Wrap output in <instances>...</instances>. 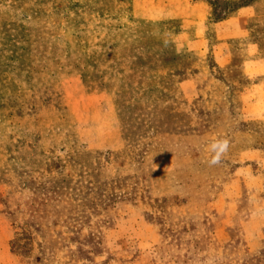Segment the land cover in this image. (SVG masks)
Segmentation results:
<instances>
[{
    "label": "rangeland",
    "instance_id": "374dc122",
    "mask_svg": "<svg viewBox=\"0 0 264 264\" xmlns=\"http://www.w3.org/2000/svg\"><path fill=\"white\" fill-rule=\"evenodd\" d=\"M208 1L251 4L260 73L139 0H0V264H264V0Z\"/></svg>",
    "mask_w": 264,
    "mask_h": 264
},
{
    "label": "crops",
    "instance_id": "0c3cea01",
    "mask_svg": "<svg viewBox=\"0 0 264 264\" xmlns=\"http://www.w3.org/2000/svg\"><path fill=\"white\" fill-rule=\"evenodd\" d=\"M145 8L133 7L137 17L145 19H176L180 22L179 33L184 28L189 32L178 39L184 53H209L215 64L224 71L227 78L231 77L235 69V53L242 51L243 72L247 76L260 73V64L252 55L256 52L255 45L250 42H240L239 47L235 41L245 40L249 33L248 22L252 15L251 4L241 5L235 12L218 19L210 18V3L208 0H139ZM248 55V56H247ZM209 71L204 66L193 69L189 77L181 81L184 92L197 93L201 90L203 82L208 79ZM233 81V80H231ZM248 89V88H247ZM194 94V95H195Z\"/></svg>",
    "mask_w": 264,
    "mask_h": 264
},
{
    "label": "clouds",
    "instance_id": "9594fccd",
    "mask_svg": "<svg viewBox=\"0 0 264 264\" xmlns=\"http://www.w3.org/2000/svg\"><path fill=\"white\" fill-rule=\"evenodd\" d=\"M228 140L227 139H217L211 145V152L213 153L211 160L209 161L211 164H216L220 161L221 157L226 153L228 148Z\"/></svg>",
    "mask_w": 264,
    "mask_h": 264
}]
</instances>
